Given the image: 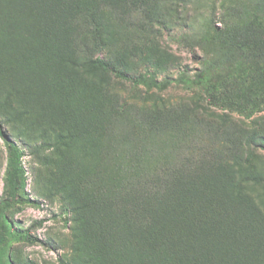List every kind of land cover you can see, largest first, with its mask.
I'll return each instance as SVG.
<instances>
[{"label":"trees","instance_id":"obj_1","mask_svg":"<svg viewBox=\"0 0 264 264\" xmlns=\"http://www.w3.org/2000/svg\"><path fill=\"white\" fill-rule=\"evenodd\" d=\"M229 3L221 4V26L211 27L192 41L190 47L200 50L205 58L195 81L190 78L189 82L185 73L175 80H158L147 73L150 65L155 69L174 66L171 54L153 56L143 42L154 14L149 0H0V116L24 117L26 129L14 126L17 135L32 139L35 130L42 137L41 126L48 118L53 124L77 123L73 117L81 93H104L106 89L96 80L106 74L146 92L164 91L172 83L182 84L186 91L197 86L208 106L246 118L263 111L264 100L256 104L260 94L252 90L264 83V4L257 0L246 7L238 0ZM134 32L138 43L126 47L128 35ZM100 52L104 56H95ZM134 58L143 63L144 73L133 72L130 64ZM18 94L23 105L33 106L41 114L24 116L23 111L12 109L10 100ZM85 108L93 116L85 123L112 133L110 145L120 144L123 164L120 178L96 188L93 175L100 171H96V160L101 157L79 160L89 176L73 173L65 177L68 187L58 184L73 213L71 235L83 262L264 264V254L258 260L242 248L232 250L217 235L218 227L222 230L220 215H232L227 208L222 213L226 204L221 193L236 196L259 177L240 170L234 189L222 190L210 177L196 176L193 157L182 156V144L189 151L192 141L186 111L177 120L164 108L135 109L132 123L122 118L114 126V113L102 111L92 101ZM16 120L4 122L13 126ZM135 131L173 135L177 141L173 160L150 163V150L129 142ZM0 137L6 151L0 221L7 238L33 243L27 231H16L4 216L9 210L35 207L36 202L25 192L21 150L1 126ZM250 144L264 145V136L251 134L239 141L241 147ZM42 145L50 143L45 140ZM240 155L237 161L242 168L249 154ZM236 232V239L243 238L250 246L253 233L249 235L250 230L243 227Z\"/></svg>","mask_w":264,"mask_h":264},{"label":"rangeland","instance_id":"obj_2","mask_svg":"<svg viewBox=\"0 0 264 264\" xmlns=\"http://www.w3.org/2000/svg\"><path fill=\"white\" fill-rule=\"evenodd\" d=\"M149 1L154 8H151L154 14L152 12L150 26L143 42L146 43L147 49L154 53L153 56L171 54L174 66L155 69L150 65L147 67V73L154 74L158 80L166 77L175 80L185 73L186 81L190 82V78L195 81L205 56L200 50L190 47L192 41L204 31L211 30V27H218L221 4L224 1L229 3L236 0ZM238 1L246 7L256 0ZM257 1L264 4V0ZM136 34L134 32L128 35L126 47L138 43L134 36ZM95 56H104V53L100 52ZM130 66L135 74L145 72L143 63L138 58H134ZM96 81H100L106 90L100 94L88 91L81 93L82 101L78 103L73 117L77 123L72 120L66 125L58 122L53 124L48 118L41 126L44 129V133L40 132L44 134L42 137L35 130L32 139L18 136L13 129L14 126L21 131L26 129L24 117L15 118L11 115L4 119L0 116L2 131L22 152L25 192L36 202L35 207L25 206L5 212V218L13 224L15 230L27 231L33 243L7 238V230L0 221V264H89L87 261L83 262L75 252L71 235L73 213L59 191L58 184L63 188L68 187L65 177L73 173L82 174L81 178L88 177L84 164L79 160L92 161L101 157L96 160V171H100L93 175L97 183L96 188H99L104 181L111 183L120 178L123 160L120 144L113 142L110 145L112 133L99 130V125L92 128L85 123L93 117L85 108L88 101L101 106L104 109L102 111L114 113L117 118L114 126L119 124L122 118L132 123L131 112L135 109L145 112L153 106L164 108L177 120L182 118V111H186L189 114L185 120L190 130L188 138L192 137V141L189 151H186L182 144V156H192L193 162L197 164L195 175L210 177L217 189H234L240 170L246 175L256 173L259 180L249 182L241 192H236V196L232 195L233 192L221 193V201L226 204L222 213L230 209L232 215L230 218L224 214L220 215L222 230L218 227L217 235L223 238L226 246H231L232 250L242 248L260 260L264 254V145L250 144L241 147L239 141L251 134L264 136V110L255 112L248 118L236 113H225L217 107L208 106L197 86H192V89L186 91L182 84L172 83L164 91L153 89L146 92L142 87L132 86L109 74L99 77ZM252 91L260 94L256 104L264 100V83L259 82L258 87ZM249 94L250 90L247 95ZM10 104L12 109L23 111L24 116L41 114L37 108L23 105L20 94L14 96ZM102 111L96 114H101ZM157 113L164 115L162 111ZM10 118L17 119L13 126L4 122ZM45 140L50 143L49 146L42 145ZM129 142L149 149L150 163L164 159L167 162L173 160L172 151L177 143L176 138L167 132L152 135L136 131ZM104 153L106 155L102 157ZM240 154L243 157L249 154V161L244 163L242 168L237 161ZM5 158L6 151L0 137V198ZM238 227L250 230L249 235L253 233L249 240L250 246L243 243V238L236 239Z\"/></svg>","mask_w":264,"mask_h":264}]
</instances>
